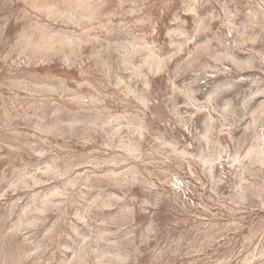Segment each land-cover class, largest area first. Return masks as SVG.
I'll use <instances>...</instances> for the list:
<instances>
[{
	"label": "rangeland",
	"instance_id": "rangeland-1",
	"mask_svg": "<svg viewBox=\"0 0 264 264\" xmlns=\"http://www.w3.org/2000/svg\"><path fill=\"white\" fill-rule=\"evenodd\" d=\"M0 264H264V0H0Z\"/></svg>",
	"mask_w": 264,
	"mask_h": 264
}]
</instances>
